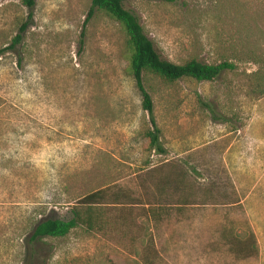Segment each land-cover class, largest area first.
I'll return each instance as SVG.
<instances>
[{
  "label": "rangeland",
  "instance_id": "rangeland-1",
  "mask_svg": "<svg viewBox=\"0 0 264 264\" xmlns=\"http://www.w3.org/2000/svg\"><path fill=\"white\" fill-rule=\"evenodd\" d=\"M91 6L37 0L29 19L0 0V264H142L143 243L152 264H264V0L125 4L163 59L233 66L213 82L144 73L162 155L127 36L100 10L84 26ZM97 192L92 230L31 239ZM248 229L259 250L242 260L230 243Z\"/></svg>",
  "mask_w": 264,
  "mask_h": 264
},
{
  "label": "trees",
  "instance_id": "trees-1",
  "mask_svg": "<svg viewBox=\"0 0 264 264\" xmlns=\"http://www.w3.org/2000/svg\"><path fill=\"white\" fill-rule=\"evenodd\" d=\"M137 0H92V6L85 20L84 26L88 24L94 16L96 10H100L118 22L123 28L126 36L128 47L131 51L130 71L136 81L137 88L142 94L143 110L149 114L150 123L153 130L147 134L150 140V147L159 155L165 153L160 140V130L154 116V104L152 97L146 90L144 85V73H150L158 76L162 80L175 83L181 80L191 79L197 82H213L217 80L221 74L227 70L233 69V66L227 62L219 65H209L197 59H191L183 64H175L162 58L156 50L154 43L145 34L138 17L125 8V4ZM144 1H167L173 0H144ZM37 0H22V5L26 7L30 13L29 19L32 18V10L36 7ZM28 22L21 28V33L14 39L11 47L19 44L22 40V34L26 30ZM10 47L6 48L9 50ZM100 194L93 193L84 197L79 207L73 209V218L69 221L60 219H43L38 222L34 228L31 239L33 241H41L46 238H64L71 233L72 230L79 226L87 225L92 230V219L86 217L87 211L94 206ZM147 215L155 221L163 219L167 214L163 205L157 204L149 206L145 209ZM230 245L233 247L235 256L242 260L250 259L258 255V242L254 232L251 229L245 235L238 234ZM143 251L132 250V253L138 257L142 264H152V247L151 243H143Z\"/></svg>",
  "mask_w": 264,
  "mask_h": 264
}]
</instances>
